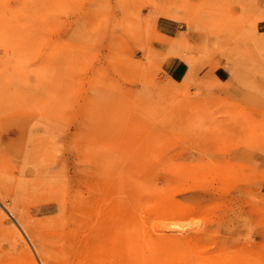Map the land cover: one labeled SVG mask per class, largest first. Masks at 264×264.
Returning a JSON list of instances; mask_svg holds the SVG:
<instances>
[{"label":"rangeland","instance_id":"rangeland-1","mask_svg":"<svg viewBox=\"0 0 264 264\" xmlns=\"http://www.w3.org/2000/svg\"><path fill=\"white\" fill-rule=\"evenodd\" d=\"M0 264H264V0H0Z\"/></svg>","mask_w":264,"mask_h":264},{"label":"bare ground","instance_id":"bare-ground-1","mask_svg":"<svg viewBox=\"0 0 264 264\" xmlns=\"http://www.w3.org/2000/svg\"><path fill=\"white\" fill-rule=\"evenodd\" d=\"M41 263V262H40Z\"/></svg>","mask_w":264,"mask_h":264}]
</instances>
